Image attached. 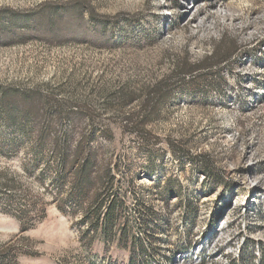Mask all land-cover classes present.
Segmentation results:
<instances>
[{"label": "rangeland", "instance_id": "obj_1", "mask_svg": "<svg viewBox=\"0 0 264 264\" xmlns=\"http://www.w3.org/2000/svg\"><path fill=\"white\" fill-rule=\"evenodd\" d=\"M0 264H264V0H0Z\"/></svg>", "mask_w": 264, "mask_h": 264}, {"label": "trees", "instance_id": "obj_2", "mask_svg": "<svg viewBox=\"0 0 264 264\" xmlns=\"http://www.w3.org/2000/svg\"><path fill=\"white\" fill-rule=\"evenodd\" d=\"M231 48L226 53H220L218 49L215 48L213 54L210 57L205 58L203 61L198 62L196 64H178V68L176 70L175 78L179 80V82H185V80L188 77L194 76V74L204 71V70H212L214 68L220 67L224 63H226L229 58L234 55L238 51V44L236 42H232L230 44ZM172 84L169 82H161L157 84L155 87L148 90V100H154L155 103H153L154 107H158L162 103L169 102L173 99V88ZM148 101V104L151 103ZM151 105V104H150ZM148 105L145 107L147 110ZM153 109L152 113H156L158 110ZM151 113V110L148 112ZM149 119V114L146 115V118L139 124L142 125L145 124ZM94 169L93 161L87 160L85 163L80 164L77 172L79 184L81 188L90 187L93 182L91 180V173Z\"/></svg>", "mask_w": 264, "mask_h": 264}]
</instances>
